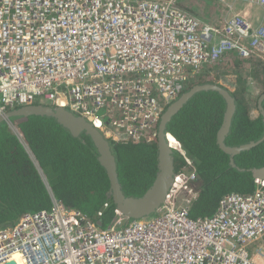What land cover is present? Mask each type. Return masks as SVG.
Wrapping results in <instances>:
<instances>
[{"label": "built area", "instance_id": "1", "mask_svg": "<svg viewBox=\"0 0 264 264\" xmlns=\"http://www.w3.org/2000/svg\"><path fill=\"white\" fill-rule=\"evenodd\" d=\"M242 1L259 6L263 22L244 9L207 23L177 0H0V115L44 102L84 117L112 143L154 142L166 107L208 65L264 60V0ZM172 137L184 161L180 186L152 215L115 210L101 227L108 202L92 218L50 193V208L0 227V264L21 256V264H264V179L193 217L199 178Z\"/></svg>", "mask_w": 264, "mask_h": 264}, {"label": "trees", "instance_id": "2", "mask_svg": "<svg viewBox=\"0 0 264 264\" xmlns=\"http://www.w3.org/2000/svg\"><path fill=\"white\" fill-rule=\"evenodd\" d=\"M227 62L234 65V74L240 75L241 84L231 92L236 110L226 144L257 141L264 135L263 117L259 113L252 117L250 113L264 92V60H254V66L250 67L249 76L254 87L247 83L248 74L242 73L250 61L234 58ZM216 64L220 67L219 63ZM210 66L204 75L192 78L185 91L196 84L214 82L210 79L214 72ZM250 89L258 94L249 100L245 94ZM262 105L264 107V100ZM225 106V100L217 91H198L167 123V131L171 133L169 144L177 145L173 135L195 163L199 193L190 206L193 217L211 216L222 195L233 191L249 193L255 185L251 174L232 167L228 155L217 146V132ZM11 121L18 127L26 146L6 121L0 122V227L14 223L25 212L50 208V193L67 207L79 209L92 218L108 202V207L97 219L101 227H108L117 213L108 196V178L97 160V150L91 138L83 132L78 137L72 136L52 117L32 115L12 117ZM112 152L123 190L128 194H142L155 177L157 142L132 144L122 141L112 144ZM235 160L240 167L263 165L264 140L250 151L236 155ZM173 161L174 172L183 169L184 161L179 153L173 152Z\"/></svg>", "mask_w": 264, "mask_h": 264}, {"label": "water", "instance_id": "3", "mask_svg": "<svg viewBox=\"0 0 264 264\" xmlns=\"http://www.w3.org/2000/svg\"><path fill=\"white\" fill-rule=\"evenodd\" d=\"M217 91L225 100L226 106L223 113V120L217 132V146L228 155L229 164L240 171H247L253 179H264V164L252 167H240L237 165L235 156L241 152L250 150L264 140V135L257 141L251 140L240 145L226 144V137L229 133L232 118L236 110L235 98L229 90L217 83L196 84L189 90L184 91L174 102H172L163 112L158 126L157 146H158V169L151 185L140 195L128 194L123 190L119 181L117 162L112 152L111 143L104 135L88 122L84 117L70 112L61 106H50L44 104H29L19 106L0 115V122L10 120L12 117L27 118L29 116H47L64 127L69 133L78 137L82 132L88 135L97 150V160L104 168L109 181L108 196L111 197L115 210L127 218L140 219L152 215L163 202L169 186L174 176L173 151L168 146L165 139L167 123L171 117L187 102V100L198 91ZM264 92L257 99V110L262 115L264 121ZM30 156L32 153L28 150ZM46 182V181H44ZM99 223V222H98ZM8 264H13L8 263Z\"/></svg>", "mask_w": 264, "mask_h": 264}, {"label": "rangeland", "instance_id": "4", "mask_svg": "<svg viewBox=\"0 0 264 264\" xmlns=\"http://www.w3.org/2000/svg\"><path fill=\"white\" fill-rule=\"evenodd\" d=\"M219 1L226 4V0H177V4H179V6L182 7V9H184L185 11L190 12L191 14H194V15L197 14V13H195L197 11L204 12L210 18V22H207V23L215 24V23L219 22V20H218L219 18H217V17H219L218 16V2ZM229 11H231V10H229L227 7V12L225 14L228 15ZM216 12H217V14H216ZM231 14H229V15H231ZM228 60H234V58H230V59L227 58L224 60L220 59V62H219L220 67H218V64H214V66L209 65L210 66L209 69H212L214 71L212 73V76H210V79H212V80H214V82L219 83L222 86L226 87L229 91L234 92L235 89L237 88V86H239L241 84V80H240V75L234 74V71H235L234 65H231V64L229 65V63L227 62ZM220 64H222L223 67H221ZM207 67L205 68V71H207ZM236 67H237V65H236ZM249 70H250V68L247 67L246 70H242V73L248 74V78L250 80H248L247 83L251 87H254L255 84L253 81H251L253 79L249 76V74L251 72ZM255 83H256V81H255ZM255 92H253V90L250 89L249 92H246L247 94H245V96L247 97V99L250 100L254 96V94L256 95ZM252 106H254V103H252ZM253 112H254V114H256L255 110L252 111V113Z\"/></svg>", "mask_w": 264, "mask_h": 264}, {"label": "crops", "instance_id": "5", "mask_svg": "<svg viewBox=\"0 0 264 264\" xmlns=\"http://www.w3.org/2000/svg\"><path fill=\"white\" fill-rule=\"evenodd\" d=\"M229 2L233 3V9L228 12V15L233 12L245 9V11L248 12V16H250V19L253 21V23L263 22V15L261 12V8L259 6L255 4H248L247 2L242 1V0H226V3H229ZM226 12H227V6L223 2L219 1L218 2V16L219 17H217L219 18L218 20L222 19L223 16L227 15L225 14ZM195 13H197L195 15L198 16L201 20L205 22H210L209 16L206 15L204 12L197 11Z\"/></svg>", "mask_w": 264, "mask_h": 264}, {"label": "bare ground", "instance_id": "6", "mask_svg": "<svg viewBox=\"0 0 264 264\" xmlns=\"http://www.w3.org/2000/svg\"><path fill=\"white\" fill-rule=\"evenodd\" d=\"M174 102V101H173ZM34 104H46V105H49V104H47V103H44V102H35ZM170 105V104H169ZM70 111V110H69ZM71 112V111H70ZM171 134H169V136H170ZM170 145V144H169ZM168 145V146H169ZM171 146V145H170ZM176 173L177 172H174V176H176ZM174 176H173V180H172V183H171V185L169 186V189H168V191L170 190V188L172 187V189H171V193L172 192H174L175 190H178L179 189V186H180V184L178 183V184H176V183H173L174 182ZM257 179H259V178H257ZM176 184V185H175ZM168 191H167V193H166V196L165 197H167V194H168ZM164 199H166V198H164ZM164 201V200H163ZM123 250H125V249H123ZM125 251H127V250H125ZM18 260H19V262H20V264L22 263V256L21 257H19L18 258Z\"/></svg>", "mask_w": 264, "mask_h": 264}, {"label": "clouds", "instance_id": "7", "mask_svg": "<svg viewBox=\"0 0 264 264\" xmlns=\"http://www.w3.org/2000/svg\"><path fill=\"white\" fill-rule=\"evenodd\" d=\"M210 83H216V82H210ZM217 84H219V83H217ZM219 85H221V84H219ZM221 86H222V85H221ZM223 87H224V86H223ZM224 88H226V87H224ZM226 89H227V88H226ZM236 89H237V88H236ZM236 89H235V91H236ZM227 90H228V89H227ZM235 91H234V92H235ZM230 92H231V91H230ZM256 94H258V93L256 92ZM257 99H258V98H257ZM252 110H253V111L255 110V111H256V114H254V112H253V113H250L251 116H252V117L258 116V113H259V112H258V110H257V103H256V108L253 107ZM166 131H167V130H166ZM166 131H165V132H166ZM165 139H166V138H165ZM156 142H157V140H156ZM166 142H167V140H166ZM172 151H173V152H176V151H174V150H172ZM177 153H179V152H177ZM179 154H180V153H179ZM180 155H181V154H180Z\"/></svg>", "mask_w": 264, "mask_h": 264}, {"label": "flooded vegetation", "instance_id": "8", "mask_svg": "<svg viewBox=\"0 0 264 264\" xmlns=\"http://www.w3.org/2000/svg\"><path fill=\"white\" fill-rule=\"evenodd\" d=\"M170 104H171V103H170ZM168 106H169V105H168ZM168 106H167V107H168ZM167 107H166V108H167ZM108 141H109V140H108ZM109 142H110V141H109ZM110 143H112V142H110ZM127 143H131V142L127 141ZM138 143H141V142H138ZM112 144H115V143H112ZM112 144H111V145H112ZM132 144H133V143H132ZM239 145H240V144H239ZM256 146H257V145H256ZM253 148H254V147H253ZM251 149H252V148H251ZM251 149H250V150H251ZM250 150H247V151H250ZM244 152H245V151H244ZM157 160H158V157H157ZM156 168L158 169V163H157V165H156ZM156 172H157V170L154 171V174H156Z\"/></svg>", "mask_w": 264, "mask_h": 264}]
</instances>
